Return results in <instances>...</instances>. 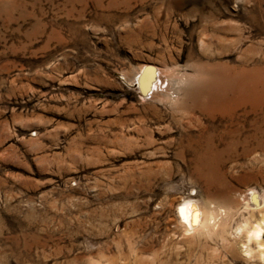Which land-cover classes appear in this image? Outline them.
<instances>
[{
	"label": "rangeland",
	"instance_id": "obj_1",
	"mask_svg": "<svg viewBox=\"0 0 264 264\" xmlns=\"http://www.w3.org/2000/svg\"><path fill=\"white\" fill-rule=\"evenodd\" d=\"M254 190L264 0H0V264H264Z\"/></svg>",
	"mask_w": 264,
	"mask_h": 264
},
{
	"label": "bare ground",
	"instance_id": "obj_2",
	"mask_svg": "<svg viewBox=\"0 0 264 264\" xmlns=\"http://www.w3.org/2000/svg\"><path fill=\"white\" fill-rule=\"evenodd\" d=\"M153 77L155 79L156 77L157 78L159 77V73H157L155 67L147 63L143 64L140 69L138 80L144 91H146L147 88L150 87L149 83L151 82ZM251 101H252L251 98L247 96L244 98L243 102L245 104L246 103L248 104ZM248 197H249L247 198L248 207H253L251 208V212H254L255 210L264 212V196L258 194V192L254 190L248 195ZM214 214L215 213H213L208 208L201 206L198 202H195L191 199L186 200L183 203H180L178 206L179 219L181 223L184 225V228L187 232L188 231L196 232L201 228L208 229L209 227H211L212 224L211 222L213 220ZM263 224H264V214L260 217V220L257 221V223L248 226L249 224L247 222L240 227L241 230L246 229V233H247L246 236L248 238L249 243L254 241L258 246L260 247L262 246L261 238L264 230ZM246 252L251 253V248L249 247V245H246ZM261 253H263V250H261Z\"/></svg>",
	"mask_w": 264,
	"mask_h": 264
}]
</instances>
